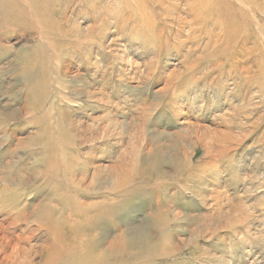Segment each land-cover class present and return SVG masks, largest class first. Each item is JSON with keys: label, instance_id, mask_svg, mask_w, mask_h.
<instances>
[{"label": "rangeland", "instance_id": "rangeland-1", "mask_svg": "<svg viewBox=\"0 0 264 264\" xmlns=\"http://www.w3.org/2000/svg\"><path fill=\"white\" fill-rule=\"evenodd\" d=\"M16 245L264 264V0H0V264Z\"/></svg>", "mask_w": 264, "mask_h": 264}, {"label": "bare ground", "instance_id": "bare-ground-1", "mask_svg": "<svg viewBox=\"0 0 264 264\" xmlns=\"http://www.w3.org/2000/svg\"><path fill=\"white\" fill-rule=\"evenodd\" d=\"M236 32H239L240 30L238 28H235ZM234 31V30H233ZM228 34L231 32V30L229 29ZM82 184V183H81ZM11 225L14 226L16 224H19L22 220H28V217H24L21 215L19 216H15L14 218H11ZM66 224H70L72 221L70 218L64 219V221ZM76 228H78L76 226ZM58 235V234H57ZM55 236V235H54ZM60 237V236H59ZM60 239V238H58ZM70 243V240H68ZM72 241V240H71ZM63 242V241H62ZM61 242V243H62ZM74 241H72L73 244ZM57 243V237H54V244ZM54 246V245H52ZM65 247V246H64ZM63 247V248H64ZM19 246L16 245L14 247V252L10 255H8L6 257L7 263H11V264H31L30 258L24 256V259H19L16 256V253L18 251ZM54 248H56V245L54 246ZM53 248V253L48 254L49 256L44 259L42 264H116L115 262V255H116V251L115 248L112 246L110 249V252L108 253H104V252H99L97 255H93L91 254V258H82L83 255L85 254V248L84 245L81 246V252H83V254H78L75 258H70V252L68 251V249H66V247L59 252H55ZM52 249H49L48 251H50ZM86 252H88L86 250ZM123 255V254H122Z\"/></svg>", "mask_w": 264, "mask_h": 264}]
</instances>
